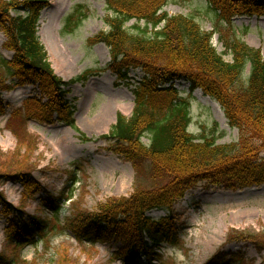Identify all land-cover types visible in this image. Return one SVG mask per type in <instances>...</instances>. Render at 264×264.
<instances>
[{
    "label": "trees",
    "instance_id": "trees-1",
    "mask_svg": "<svg viewBox=\"0 0 264 264\" xmlns=\"http://www.w3.org/2000/svg\"><path fill=\"white\" fill-rule=\"evenodd\" d=\"M207 2L223 20L235 14L264 13V0ZM166 3L167 0H106L110 14L104 21L108 30L92 38L109 48L111 60L106 70L116 75L115 85L130 86L129 69L142 72L131 90V115L117 113L115 124L97 139L109 142L110 152L152 184H136L128 197L109 198L93 212L78 211L67 228L81 242L118 244L115 258L133 262L144 257L147 264H154L158 257L155 251L163 244L175 246L178 241L171 215L153 220L147 216L149 211H170L190 186L202 181L231 190L264 185V58L259 50L239 39L227 44L221 40L224 54L231 56L230 62L225 61L212 45L214 34L203 31L191 17L169 16L162 11ZM48 5L49 0H0L4 48L12 52L10 60L0 56V116L6 111L1 99L3 90L37 85L41 97L30 98L31 104L12 112L13 116L20 114L24 121L46 125L65 124L79 134L80 141L88 142L90 139L75 126V107L67 100L66 89L87 76L69 82L58 77L37 35L40 12ZM72 18L66 19V28ZM130 21L135 22V33L125 27ZM246 67L248 74L244 76ZM176 80L189 84V96L200 89L216 101L228 125L238 131V141L218 145L213 138L197 139L189 133L190 100L173 86ZM9 129L17 135L14 128ZM29 145L32 155L35 140L30 139ZM31 161L14 166L12 172L0 173L1 179L17 181L22 187L17 207L0 192L6 246L14 252L44 240L50 222L24 211L25 203L43 190L32 175L36 165ZM11 168L2 166L7 171ZM61 200L69 197L48 196L42 206L55 211ZM216 256L208 264L228 263L219 262ZM16 263L20 262L15 254L8 257L0 253V264Z\"/></svg>",
    "mask_w": 264,
    "mask_h": 264
},
{
    "label": "rangeland",
    "instance_id": "rangeland-1",
    "mask_svg": "<svg viewBox=\"0 0 264 264\" xmlns=\"http://www.w3.org/2000/svg\"><path fill=\"white\" fill-rule=\"evenodd\" d=\"M163 11L169 16L191 17L203 31L214 34L212 45L227 62L231 61V56L224 54L221 40L225 44L242 40L249 47L258 49L264 58V13L235 14L223 20L206 0H167ZM108 14L106 0H50L39 18L38 35L54 73L65 82L80 75L88 77L86 83L68 87V99L75 106L81 125L88 130L82 132L93 140L82 143L75 131L59 123L46 126L24 121L20 114L13 116L12 112L22 111L24 105L31 104L28 97L36 93L35 89L13 87L1 94L7 109L0 117V173L12 172L16 169L14 166L28 164L32 159L31 163L37 168L34 177L44 188L33 202L25 203V212L47 220L51 212L42 208L43 200L48 196L71 200L69 205L60 201L59 213H54L50 222L47 220L50 243L44 241V245L27 246L20 251L26 262L20 260L17 251L6 246L5 221L0 216V253L8 257L15 254L20 262L16 264H146L144 260L132 263L119 258L115 260L118 247L114 243L81 242L67 229L78 211L93 212L109 198L128 197L136 184L142 187L152 184L143 174L135 175L129 163L108 152L109 143L94 140L108 132L118 112L129 117L133 109L131 86H115L116 75L106 70L109 50L92 40L99 32L108 30L104 21ZM71 15L73 18L65 29V21ZM134 23L130 21L125 25L132 33H135ZM139 26L143 27L144 23L140 22ZM4 43L0 29V56L9 60L11 52L4 48ZM247 74L248 67L244 76ZM141 75L138 70H130L128 79L133 83ZM175 87L184 97L188 95L186 83L176 82ZM187 97L191 116L188 131L192 135L197 139L202 136L213 138L218 145L238 141V131L227 124L218 103L203 96L201 90H195ZM108 119L109 124L98 131L92 130L89 124ZM9 126L17 135L11 133ZM30 139L35 140L32 155ZM142 141L148 144L146 138ZM261 156L264 158V153ZM8 165L11 170L2 169ZM73 177L75 184L71 182ZM6 180L0 178V190L9 203L18 206L22 200L21 188ZM169 214L178 241L176 246L163 244L158 248L154 264H207L215 253H218V261L222 255L233 254L229 257L230 264H264V186L231 190L206 181L198 182L188 188L169 212L153 210L148 217L157 220ZM55 220L61 223L65 220V223L60 226Z\"/></svg>",
    "mask_w": 264,
    "mask_h": 264
},
{
    "label": "bare ground",
    "instance_id": "bare-ground-1",
    "mask_svg": "<svg viewBox=\"0 0 264 264\" xmlns=\"http://www.w3.org/2000/svg\"><path fill=\"white\" fill-rule=\"evenodd\" d=\"M76 118H77V123H78V125L81 127V129L84 130V131H87V132H88V130H87L85 127H83V126L81 125V123H80V119L78 118V116H76ZM109 122H110V119H108V120H106V121H104V122H99V121H94V122H93V121H92V122H90L89 124H90L92 130H94V131H98V130H101L105 124H107V123L109 124ZM104 127H105V126H104Z\"/></svg>",
    "mask_w": 264,
    "mask_h": 264
}]
</instances>
